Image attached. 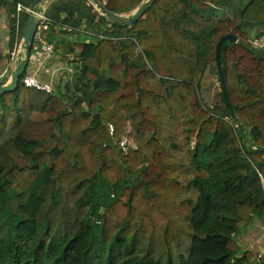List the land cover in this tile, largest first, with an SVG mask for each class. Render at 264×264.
Here are the masks:
<instances>
[{
    "label": "trees",
    "instance_id": "obj_1",
    "mask_svg": "<svg viewBox=\"0 0 264 264\" xmlns=\"http://www.w3.org/2000/svg\"><path fill=\"white\" fill-rule=\"evenodd\" d=\"M98 1L127 15L145 0ZM234 1L156 0L131 25L91 0L49 1L50 41L73 71L58 94L22 76L0 94V264H264L241 241L264 216V49L247 33L264 0ZM24 34L21 14L8 49L0 30V67ZM227 34L239 40L220 47L232 111L220 81L221 104L199 92Z\"/></svg>",
    "mask_w": 264,
    "mask_h": 264
},
{
    "label": "built area",
    "instance_id": "obj_2",
    "mask_svg": "<svg viewBox=\"0 0 264 264\" xmlns=\"http://www.w3.org/2000/svg\"><path fill=\"white\" fill-rule=\"evenodd\" d=\"M49 1L50 0H42L38 5H33L32 7H26L22 3L18 2L15 5L16 13H10L7 9H2L0 11V15H2L3 17H7L8 27L10 19L14 16L18 18L22 12L28 13L29 15H35L36 31L34 40L37 41V48L36 52L33 53L27 61L25 72L22 75L21 81L23 85L28 88H33L47 94H58L57 85H59L60 79L65 78L63 77V73L67 72L68 74H70L66 70L69 69L70 71H73V69L71 66L65 63H61V61L58 59L59 54L57 51V46L55 42L50 41V36L52 34L50 28L51 19L45 14V10ZM96 9L100 12L98 8ZM16 27L18 28V21ZM56 29L59 30V27H57ZM7 37L8 36L4 38L6 41H8ZM99 37L102 38L101 35H99ZM249 43L254 49L263 50L264 33L250 37ZM22 46L23 41L18 44L17 47L10 53L9 61L0 67V85H5L10 81L11 72L16 66L17 61L19 60V52H23L24 55L25 49L24 47L22 49ZM61 46H64V44H61ZM28 65H30L29 70ZM39 72L44 73L46 78H41ZM109 130L111 133L113 132L112 125L109 126ZM119 145L125 153L128 152L130 148L135 147L133 140L127 137H122ZM260 178L264 189V176L260 175Z\"/></svg>",
    "mask_w": 264,
    "mask_h": 264
},
{
    "label": "water",
    "instance_id": "obj_3",
    "mask_svg": "<svg viewBox=\"0 0 264 264\" xmlns=\"http://www.w3.org/2000/svg\"><path fill=\"white\" fill-rule=\"evenodd\" d=\"M91 1L96 6V8L100 10L104 18L107 19L108 21L123 25H131L132 22L138 19L139 17H141V15L144 14L146 9L150 7L156 0H145L137 9H135L132 13L127 15H119L108 11L104 6H102V4L98 0H91ZM35 31H36V17L34 14H30L28 17V21L25 28V34L23 37V44L25 46L24 57H22L18 61V63L12 70L10 81L5 85H0V94L4 92L14 91L16 89L18 80L25 72L27 61L29 59L30 51L34 42ZM224 41L238 42L239 40L235 35L227 34L220 38L216 47L215 61H216L218 79L223 87L224 98L227 101V97L224 90V76L220 64V47ZM227 105L230 111H232L231 105L228 101H227Z\"/></svg>",
    "mask_w": 264,
    "mask_h": 264
},
{
    "label": "rangeland",
    "instance_id": "obj_4",
    "mask_svg": "<svg viewBox=\"0 0 264 264\" xmlns=\"http://www.w3.org/2000/svg\"><path fill=\"white\" fill-rule=\"evenodd\" d=\"M242 1L244 2L245 0H242ZM240 2H241V0H235L234 1L235 6L237 4H240ZM235 6L231 5V6H229V8L227 7L226 10L225 9L221 10V12H225V15L227 14L230 17H232L233 8ZM218 12H220V10H218ZM7 22H8L7 17H3L2 15H0V30L2 33L3 41H4V38L7 36V31L9 28ZM21 24H22V28H26L27 22L25 20V13L24 12L21 13ZM1 26H3L4 28H2ZM247 33H248V38L255 36L257 34H260V33H264V24H257V25H254V26L248 28ZM36 45H37V41L34 40V46H35L34 51L35 52H36V48H37ZM23 47L24 46H22L21 48L23 49ZM58 54L61 55L60 51H58ZM70 57H72L71 54H70ZM28 67H29L28 68V70H29L30 65H28ZM66 71H68L69 73L72 72L69 69H67ZM199 92H200V95H201L203 102L205 104H207L208 106H214L216 104H221L220 83H219V79H218L217 68L214 64H210V65L206 66L204 73H203L202 82L199 84Z\"/></svg>",
    "mask_w": 264,
    "mask_h": 264
},
{
    "label": "crops",
    "instance_id": "obj_5",
    "mask_svg": "<svg viewBox=\"0 0 264 264\" xmlns=\"http://www.w3.org/2000/svg\"><path fill=\"white\" fill-rule=\"evenodd\" d=\"M1 27L3 28V26ZM54 38L56 37L54 36ZM7 43L8 41L4 39L5 48H7ZM22 57L23 52H19V59ZM39 75L41 78H46V76L42 72H39ZM241 241L246 248L251 249L254 252L251 258L252 262H257L259 258L262 257L261 259L264 263V216L256 219L252 223V226L241 234Z\"/></svg>",
    "mask_w": 264,
    "mask_h": 264
}]
</instances>
